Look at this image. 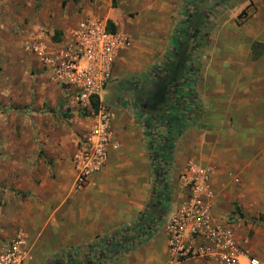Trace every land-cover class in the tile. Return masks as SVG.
<instances>
[{"label":"crops","instance_id":"0c3cea01","mask_svg":"<svg viewBox=\"0 0 264 264\" xmlns=\"http://www.w3.org/2000/svg\"><path fill=\"white\" fill-rule=\"evenodd\" d=\"M181 7L182 0H0V65L6 66L7 61L23 62L30 46L38 40L50 50L61 49L80 19L100 17L111 21L115 29L131 41L118 51L113 66L112 80L122 79L140 73L147 62L164 54ZM227 44L231 46L232 43ZM222 51L244 57L249 52L245 45L224 47ZM34 55L33 62L30 61L37 70L33 86L37 99L31 104L34 136L30 148L12 152L10 156L15 159L8 155L0 159V247L22 229L30 253L27 264H43L81 243L113 235L121 226L135 221L151 199L152 169L135 119L126 107L115 103L117 93L110 107L114 138L119 146L109 150L106 164L89 177L86 186L76 189L73 161L79 147L76 132L86 129L89 124L78 118H57L58 109H64V101L69 98L60 85L50 79L39 56ZM238 70L234 68L233 73ZM7 71L4 68L2 74L8 76ZM2 84L7 85L8 81H2ZM114 85L111 82L109 87L116 88ZM218 88L215 87L219 92L231 94L239 89ZM263 89L261 86L251 89V97L258 100ZM238 98L248 104L251 101L242 95ZM21 103L23 106L25 102ZM255 114L264 117L262 111ZM53 117L65 122L56 125ZM193 136L197 135L190 133L186 136L188 140L177 141L169 177L167 216L185 193L178 175L185 168L187 159L194 158L190 156L197 148L191 143ZM195 140L200 142L198 136ZM26 146H29L27 140ZM218 176V171H214L212 216L215 223L226 225L235 211V203L226 201L228 192L219 184L221 181H217ZM101 264L217 262L200 257L173 261L167 249L165 231L159 225L129 253Z\"/></svg>","mask_w":264,"mask_h":264},{"label":"rangeland","instance_id":"374dc122","mask_svg":"<svg viewBox=\"0 0 264 264\" xmlns=\"http://www.w3.org/2000/svg\"><path fill=\"white\" fill-rule=\"evenodd\" d=\"M179 13L164 54L147 62L140 73L112 80L116 88L109 87L111 82L106 86L105 92L101 93L102 103L112 106L118 93L115 103L126 107L135 119L151 160V198L161 194V205L164 208L168 197L166 199V192L165 195L162 194L161 184L163 179L169 181L177 141L188 140L186 136L195 133L200 142L195 140L197 136H193L194 140L191 139V143L197 147L190 155L194 157L192 160L202 165H212L214 171H218L216 179L221 181L219 184L224 185L228 192L226 201L236 203L239 207L228 218L239 243L244 249L264 259V223L251 219L259 216L264 218V117L260 118V115L255 114L256 111L264 114V89L258 100L251 97L253 94L250 92L258 86L264 88V0H192L188 4L182 0ZM197 16L202 17L195 21ZM176 33L179 34L175 48H180L187 42L189 52L188 55H182L183 61H186L183 72L188 70L189 76L185 80L189 83L192 78L191 83L196 86L199 102L196 108L198 114L191 113L189 116L181 108L173 107L176 97L178 98L175 97L176 92H188L186 85H182L183 89L180 87L182 82L168 87L171 104L163 103L160 107L153 104L157 84L167 75L163 68L169 60L166 62L165 56ZM229 42L232 43L231 46L227 44ZM243 45L249 50L246 57L222 51L224 47ZM23 48L26 49L25 44ZM33 55L29 49L23 62L7 61L6 66L0 65V159L2 156L5 158V155H12L15 150L30 148L34 136L31 104L37 99L33 88L37 70L30 63L33 62ZM4 68L8 70V76L6 73L2 74ZM234 68L240 70L233 73ZM2 81H8V84L4 85ZM224 86L239 89L232 94L215 89H222ZM240 95L247 97L249 101L251 99L250 103L243 99L241 101L238 98ZM21 102H25L23 106ZM64 103L67 107L58 109L57 118L65 116L90 123L88 117H91L94 108L88 112L69 99ZM257 105L260 106L255 108ZM63 122L65 120L55 118L56 125ZM174 126L179 131L174 134L175 140L171 146L166 145V141L160 144L158 136L170 137L167 131ZM26 140L29 146H26ZM153 149L158 154L155 158L163 159V155L167 156L165 165H159L161 172L157 175L152 162ZM10 158L15 159L13 156ZM188 161L187 159L186 162ZM140 213L135 221L139 219ZM238 213L243 218H239ZM129 224L131 223L127 225ZM100 239L95 238L91 243L77 245L81 249L79 253L75 250L65 251L43 264H79L77 259L82 258L92 243L102 249ZM99 250L97 248V253ZM88 257L92 258L91 255Z\"/></svg>","mask_w":264,"mask_h":264},{"label":"built area","instance_id":"2783aa9c","mask_svg":"<svg viewBox=\"0 0 264 264\" xmlns=\"http://www.w3.org/2000/svg\"><path fill=\"white\" fill-rule=\"evenodd\" d=\"M128 44L129 37L108 21L86 16L79 20L61 49L50 50L40 40L29 48L39 56L50 79L60 85L77 107L89 112L92 100H97V110L87 116L89 125L76 132L79 143L73 156L76 189H83L89 177L106 164L109 150L119 146L112 128L113 111L102 103L101 93L112 80L118 51ZM213 171L212 165L189 160L178 175L184 196L161 222L171 259L200 257L217 264H264V259L241 246L229 221L226 225L213 221ZM26 244V234L19 229L1 245L0 264H27L30 253Z\"/></svg>","mask_w":264,"mask_h":264},{"label":"trees","instance_id":"16d2710c","mask_svg":"<svg viewBox=\"0 0 264 264\" xmlns=\"http://www.w3.org/2000/svg\"><path fill=\"white\" fill-rule=\"evenodd\" d=\"M192 0H185L186 4L190 3ZM187 8V7H185ZM189 16V15H188ZM202 16H197L195 18V21L199 20ZM199 18V19H197ZM192 20V19H190ZM201 21V20H200ZM110 26L114 28V25L111 21H108ZM196 28V27H195ZM179 33L175 34V38L173 39L172 45L168 48L165 56V61L169 60L167 66L163 68L167 72V75L164 76V79L158 82L157 89L154 91L156 100L153 102V104L157 107H160L163 105V103H170V97H169V92H168V87L169 86H176L178 85L179 82H182L180 87L182 85H186V89L188 92H183L182 90H179L176 92V101L173 105L175 109L181 108V111L184 113H187V116H189L191 113L192 114H198L197 112V106L199 104L198 98L195 92V85H192V78L189 81V83L186 82V77H188V70H184V63L186 61H183L182 55H185L187 52V42L184 45V43L180 46V48H175L176 42L178 41V36ZM186 79V80H185ZM186 82V83H185ZM194 87V89H193ZM174 97V98H175ZM189 104V105H188ZM92 107L97 110V100H92ZM88 114V112L86 113ZM171 131V132H170ZM179 131V128L177 126L172 127V129H169L167 131L170 135V137H163L162 135L158 136V141L159 143L163 144L164 141H166V145L171 146L172 142L175 140V133ZM174 136V137H173ZM151 137L152 134H151ZM151 142V140H150ZM154 149L152 150V152ZM170 152V150H168ZM158 156L156 152H153L152 156V162L153 166L155 169L156 175L161 172L159 165H165L164 162L167 159V156L163 155V159L160 158H155ZM163 167V166H162ZM155 175V176H156ZM159 179V178H158ZM162 194L165 195L166 192V199H167V206L164 208L162 207V195L157 194V196L153 195L151 200L147 203V207L140 213V217L137 221L125 225L124 227H121L118 231H116L113 235L110 236H103L99 237L101 238L102 242V249L97 247L98 245L96 243H92L89 246V250H87L81 259H77V262L79 264H101L104 262H108L112 259L118 258L120 256L125 255L126 253H129L133 248L137 247L141 241L149 237V235L157 229L159 225H161V222L163 221L165 215L167 214L169 210V202H170V185L169 181L162 180ZM235 210H239L238 205L235 203ZM239 218H243L241 213H238ZM251 219H257L259 222H264V218L262 216H259L258 218H251ZM97 248L99 252L97 253ZM71 250H75L77 253L81 251L80 246H75L70 248L69 252ZM91 255L92 258H89L88 256ZM95 259V262H94Z\"/></svg>","mask_w":264,"mask_h":264}]
</instances>
